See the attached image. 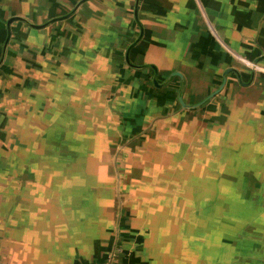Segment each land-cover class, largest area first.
Wrapping results in <instances>:
<instances>
[{
  "label": "crops",
  "instance_id": "crops-1",
  "mask_svg": "<svg viewBox=\"0 0 264 264\" xmlns=\"http://www.w3.org/2000/svg\"><path fill=\"white\" fill-rule=\"evenodd\" d=\"M78 1L0 0V120L59 74L113 90L126 120L188 123L264 152V0H84L43 28L13 20L4 49L10 17L40 25ZM23 197L12 221L0 209V264H143L125 245L101 249L99 196Z\"/></svg>",
  "mask_w": 264,
  "mask_h": 264
},
{
  "label": "rangeland",
  "instance_id": "rangeland-1",
  "mask_svg": "<svg viewBox=\"0 0 264 264\" xmlns=\"http://www.w3.org/2000/svg\"><path fill=\"white\" fill-rule=\"evenodd\" d=\"M63 79L5 105L8 221L15 196H99L102 250L125 245L143 264H264V152L188 123L126 120L113 90Z\"/></svg>",
  "mask_w": 264,
  "mask_h": 264
},
{
  "label": "water",
  "instance_id": "water-1",
  "mask_svg": "<svg viewBox=\"0 0 264 264\" xmlns=\"http://www.w3.org/2000/svg\"><path fill=\"white\" fill-rule=\"evenodd\" d=\"M83 1L84 0H79L78 3L74 6V8L69 13L65 14L64 16L52 18L49 21H47V22H45L43 24H40V25L39 24L38 25L37 24H32V23L28 22L25 18H22V17H19V16L10 17L7 20V25H6L7 26V37H6V40H5V43H4V49H5L6 45H7V42H8L9 36H10V24H11V22L13 20L20 19V20H23V21L27 22L30 26H32L34 28H43V27L47 26L48 24H50V23H52V22H54V21H56L58 19L66 18V17L70 16ZM127 58L128 57L126 55V60H127ZM154 82L156 83L155 79H154Z\"/></svg>",
  "mask_w": 264,
  "mask_h": 264
},
{
  "label": "built area",
  "instance_id": "built-area-1",
  "mask_svg": "<svg viewBox=\"0 0 264 264\" xmlns=\"http://www.w3.org/2000/svg\"><path fill=\"white\" fill-rule=\"evenodd\" d=\"M106 264H113L112 259L108 258L107 261H106Z\"/></svg>",
  "mask_w": 264,
  "mask_h": 264
}]
</instances>
